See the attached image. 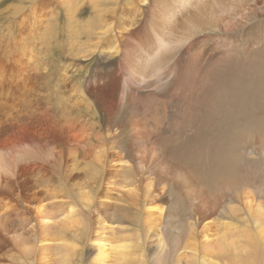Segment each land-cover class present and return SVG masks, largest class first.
I'll return each mask as SVG.
<instances>
[{
    "label": "bare ground",
    "instance_id": "bare-ground-1",
    "mask_svg": "<svg viewBox=\"0 0 264 264\" xmlns=\"http://www.w3.org/2000/svg\"><path fill=\"white\" fill-rule=\"evenodd\" d=\"M18 1L91 44L0 51V264H264V0Z\"/></svg>",
    "mask_w": 264,
    "mask_h": 264
},
{
    "label": "rangeland",
    "instance_id": "rangeland-1",
    "mask_svg": "<svg viewBox=\"0 0 264 264\" xmlns=\"http://www.w3.org/2000/svg\"><path fill=\"white\" fill-rule=\"evenodd\" d=\"M42 1L44 0H41L39 4ZM22 6H25V9L21 10L20 13ZM29 9V4L21 5L18 0H0V51L15 50L17 53L19 52L18 54H25L21 57L24 58L23 60L30 62L33 61L31 58L35 55V52L45 55L46 59V55L50 51L49 47L56 49V60H60L61 58L79 55V51L83 47L90 46V38L84 33L89 25L86 23V20L91 16L89 13L81 16L80 20L82 21L79 20V22H74L75 24L72 25L69 21L71 19L68 18V15L66 16L67 12L63 6L54 5L51 13L46 10V15L43 14L44 11H41L35 16L30 15ZM40 16H43V18ZM59 50L61 55L58 53ZM98 57L104 58L99 54ZM40 59L44 58L40 57ZM85 262V264L90 263L89 260Z\"/></svg>",
    "mask_w": 264,
    "mask_h": 264
}]
</instances>
